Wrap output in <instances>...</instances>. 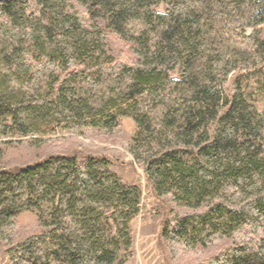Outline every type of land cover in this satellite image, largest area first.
Wrapping results in <instances>:
<instances>
[{
	"label": "trees",
	"instance_id": "trees-1",
	"mask_svg": "<svg viewBox=\"0 0 264 264\" xmlns=\"http://www.w3.org/2000/svg\"><path fill=\"white\" fill-rule=\"evenodd\" d=\"M138 21L140 34L130 29ZM262 25L264 0H0V65L28 93L0 89L9 264H125L133 255L143 193L107 160L61 153L16 174L2 167L9 138L28 137L37 118L85 134L113 133L123 117L138 126L129 154L155 196L169 198L161 239L171 262L264 264V93L238 80L226 93L233 73L264 60ZM246 29L251 46L238 41ZM25 212L38 227H18ZM225 240L232 246L212 255Z\"/></svg>",
	"mask_w": 264,
	"mask_h": 264
},
{
	"label": "rangeland",
	"instance_id": "rangeland-1",
	"mask_svg": "<svg viewBox=\"0 0 264 264\" xmlns=\"http://www.w3.org/2000/svg\"><path fill=\"white\" fill-rule=\"evenodd\" d=\"M76 12L84 21L88 17L84 8L74 2ZM160 14L166 11L165 6L156 9ZM133 32L140 34L145 27L143 22L138 21L130 25ZM264 38V25L261 26ZM252 29H246L242 35V30L238 31V41L245 46L252 45L247 37L252 34ZM153 36V35H152ZM151 36V38H152ZM108 47L114 52H118L122 44L114 35L108 41ZM6 71L0 65V89L6 90L17 96H26V89L15 84L10 78L5 76ZM248 74V76H247ZM240 81L243 86L254 92H263L264 87V60H256L247 67L233 73L226 85V93H230V87L236 81ZM82 87L79 82L76 85L77 92ZM262 89H261V88ZM109 89L105 90L108 94ZM95 102L100 104L103 94L94 96ZM264 111V104L261 105ZM33 133L28 137L19 135L10 137L15 145L8 149L5 162L2 167L12 173H18L20 168L38 163L52 155L63 153L64 155H76L81 164H85L89 156L107 160L112 166L111 169L127 184L138 187L143 193V201L140 214L132 223L134 248L132 256L126 260L125 264H173L166 250V244L161 239L163 224L172 217L169 211L168 197L158 198L155 196L151 184L147 181L143 168L137 164L129 154V147L138 132V126L131 118L123 117L120 120V127L113 133L90 130L85 134L76 131H64L58 127L57 123L41 121L38 118L32 125ZM38 141L44 142L39 145ZM184 214V211H180ZM16 223L19 228L38 227L39 221L35 214L25 212L20 214ZM232 246V242L225 240L212 251V255L220 250ZM7 245L0 240V264H9L7 255ZM211 256V255H209Z\"/></svg>",
	"mask_w": 264,
	"mask_h": 264
}]
</instances>
